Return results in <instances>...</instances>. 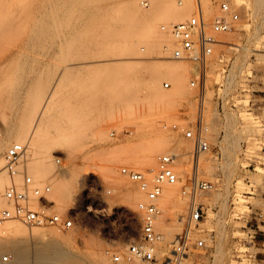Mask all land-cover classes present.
Masks as SVG:
<instances>
[{
  "label": "rangeland",
  "instance_id": "obj_1",
  "mask_svg": "<svg viewBox=\"0 0 264 264\" xmlns=\"http://www.w3.org/2000/svg\"><path fill=\"white\" fill-rule=\"evenodd\" d=\"M40 1L46 5L37 13L35 37L27 47L23 45L28 64L19 81L22 90H3L4 94L0 91L3 96L5 92L9 94L3 98L0 95V139L8 138L21 126L22 143L34 141L33 137L38 141L56 140L51 148L52 163L44 165L45 175L37 180L51 182L55 211L65 215L73 209L76 220L70 228L46 224L45 227L53 226V236L46 229V233L40 231L22 238L31 262L35 248L44 247L53 238L70 235L68 248L82 264H161L173 238L185 231L189 206L195 202L202 205L203 218L189 234L190 263L264 264V0H229L239 12V19L232 30L218 34L221 43L215 45L209 63L202 100L209 149L198 157L192 154L191 140L170 127L196 115L197 90L189 86L195 64L171 62L175 63L180 80L176 84L166 74L147 89L142 84L134 89L129 85L131 67L135 66L137 76L145 80L148 71L168 63L164 61L170 60L166 57L173 37L160 25L175 23L172 16L185 3L172 1L167 5L166 0V7L149 0L144 7L140 0ZM47 4H54L55 8ZM204 7L209 19L218 12L213 0H204ZM188 8L192 10L193 4ZM121 30L123 36L114 35ZM158 44L161 49L156 47ZM115 63L130 64L131 70L122 71L119 87L109 90V78L103 68ZM46 75L53 78L49 79L53 83ZM165 80L171 82L170 88L162 86ZM35 81L39 90H25ZM51 86L54 90L43 89ZM12 97H18L14 106L11 103L14 109L10 108V101H4ZM243 109L249 113L247 121L240 117ZM112 131L115 135H111ZM158 144L155 159L147 165L144 158ZM8 146L1 151L0 166ZM28 150L30 153L31 148ZM167 153L175 154L172 168L177 179L174 184H164V188L172 186L179 193L174 201L164 202L162 194L156 201L159 214L155 227L161 234L156 260L116 261L114 255L124 252L140 235L137 204L146 199L144 191L122 175L120 168L126 166L151 176L158 158ZM105 156L115 160L116 174L112 177H105L102 172L100 164ZM68 168L86 174V183L80 190L64 191L57 184L65 181ZM193 171L198 180L211 187L195 192L190 180ZM119 181L131 182L141 197L131 204L121 199L106 202L107 196H114ZM182 197L187 212L177 220L173 209ZM2 205L0 208L5 206ZM18 222L27 229L32 227ZM198 240L204 244L197 246ZM6 244L0 246V252L10 250L13 258L14 251Z\"/></svg>",
  "mask_w": 264,
  "mask_h": 264
},
{
  "label": "built area",
  "instance_id": "obj_2",
  "mask_svg": "<svg viewBox=\"0 0 264 264\" xmlns=\"http://www.w3.org/2000/svg\"><path fill=\"white\" fill-rule=\"evenodd\" d=\"M191 14L177 23L161 24L160 29L170 31L173 41L172 48L166 58L175 61H188L195 64V75L189 79V86L197 90L198 106L196 115L184 123H173L170 127L180 131L184 138L193 144L192 154L198 157L200 153L209 149L207 140L208 127L205 123L202 107L204 91L206 90V77L209 62L214 47L220 44L217 34L232 30L239 19V12L231 7L229 0H213L218 12L209 19L206 16L204 0H192ZM144 7L149 0H140ZM164 88H170L171 82L165 80ZM167 127L166 124L163 125ZM115 135V131L111 132ZM28 150L27 145L21 142H12L3 152V164L0 167V177L7 175V179L0 182V200L8 203L0 209V223L7 220H18L28 226L43 224H59L63 228H70L75 223V212L70 209L65 215L55 211V203L51 198V182L42 183L28 172L26 168ZM174 154L167 153L158 158V166L151 176L126 166L120 168V173L127 176L144 191L146 199L137 204L140 212V235L138 239L127 245L124 252L114 255V260L131 261L142 259L156 260V249L161 234L156 230L155 222L159 214L157 199L164 184H174L176 173L172 168ZM197 160V159H196ZM59 161V159H57ZM197 162V161H196ZM190 180L194 190L204 191L211 187L208 182L198 180L196 172L191 173ZM203 218L201 204L189 206L187 227L181 234H177L171 241V247L163 257L161 264H192L189 250V234ZM203 245V240L196 242ZM12 254L9 251L0 252V264H11Z\"/></svg>",
  "mask_w": 264,
  "mask_h": 264
},
{
  "label": "bare ground",
  "instance_id": "obj_3",
  "mask_svg": "<svg viewBox=\"0 0 264 264\" xmlns=\"http://www.w3.org/2000/svg\"><path fill=\"white\" fill-rule=\"evenodd\" d=\"M48 1H50V0H48ZM156 1L161 2L160 4L164 3L166 6V0H160V1L156 0ZM156 1H155V4H156ZM162 1H165V2H162ZM172 1H176L179 5L185 3V7L183 9H180L181 11H176L173 14L172 21L177 23L181 18L189 16L191 14L192 10H191V8H188V7L191 6L192 0H168L167 5L171 4ZM44 3L45 2H43V1L41 2L40 0H0V91L2 90L3 94H4L3 90H6V91L8 90L9 92H10V90H16V91L22 90L21 87L19 86V81H20V78L22 77L21 75L24 74L23 71L25 70L26 64H28V63H26V58H25L27 56V54H26V52H24L23 48L25 45H27V44L29 45L30 43H28V41L31 42V40L35 37L36 28L38 25L37 24L38 23L37 13L40 10L41 6L44 7V5H46V3L45 4ZM51 3H53V1ZM53 5L51 4V6H53ZM48 6H50V5H48ZM54 8H55V5H54ZM50 10H51V8H49V12L52 15L53 13ZM163 24H166V23L163 22ZM147 25H148V27L151 26L150 24H147ZM129 27H126V29L130 30ZM122 30L119 32H115L114 35L123 36L124 34L122 32H124V31H122ZM167 33H168V31H167ZM217 37H218V34H217ZM171 40H172V38H171ZM156 41L158 42V40H155V43L157 44ZM168 42H169V40H168ZM168 44H170V43H168ZM170 45L172 46V44H170ZM170 45H167V46H170ZM167 46L165 48H168ZM25 47H27V46H25ZM156 47L160 48V44H158V46H156ZM169 48H172V47H169ZM168 50H170V49H168ZM173 61L174 60H171V59L166 60V61H164V62H168V63H166V65L164 63L160 66L158 65L159 67L157 66V68H155V70L153 68V70L151 72L147 70L148 73H147L145 80H143V78L142 79L139 78V75L137 76L136 71L134 69L135 66L131 67L132 70L130 69V67H129L130 64H123V65L118 64V63L110 64V65H107L106 67H104L103 71L107 73V76L109 78V82H108L109 90L110 89L114 90V89L119 87L118 85H119V80L122 78L121 77L122 71H128L129 69L132 71V73L130 74V81H129L130 89H134L139 84L146 86L145 88L147 89V88H150V86L152 84H154L155 82H158L159 80L162 79V77L164 78L167 75H170L167 77H169L171 79V81H173V84H176V83H178V81H180V80H178L179 77H178V74L176 72L177 69L175 68V65H174L175 63L174 64L171 63ZM41 73H44V72H41ZM48 73L49 72H47L46 74L48 75ZM43 75L41 77H43ZM47 75H46V77L48 80L50 78H52V77H48ZM41 79L39 78V80H40L39 82H41ZM31 80H34V79L31 78ZM31 80H30V82L32 83ZM35 82L33 83V85L31 83H29L31 85L26 87L25 90L36 89L38 87L37 84H39V83H37L38 80L36 83ZM51 82L53 83V81H50V83ZM206 84H207V82H206ZM35 85H36V87H35ZM47 85H49V82H48V84H46V86ZM39 86H42V85H39ZM43 86H44V83H43ZM46 86H44V87H46ZM54 86H56V84ZM19 87H20V89H19ZM54 88L51 86L50 88L47 87V88H43V89L54 90ZM83 90H87V89L84 88ZM206 90H207V86H206ZM16 91H13V93L14 92L17 93ZM2 93L0 92V95ZM5 93H6L5 96L9 95L7 92H5ZM14 95L17 96L16 94H14ZM1 96H2V98L5 97L3 95H1ZM172 96L173 95H171V97ZM17 98L18 97H12V98H9L10 100L7 98H4L5 99L4 101L5 102L10 101L9 102V104L11 105L10 108H13L12 104L14 106L15 103H17ZM203 98H205V97H203ZM0 101H2V100H0ZM4 101L2 102L3 104L5 103ZM203 103H205V102L202 101V104L199 106V108L202 107V111H203ZM31 109H33V107ZM23 114H22V116H23ZM203 114H205V113H203ZM248 115H249V113H246L245 109H243V112L240 114V117L243 121H245V120L247 121L248 119H250V118H248ZM20 124H22V123H20ZM261 135L264 136L263 134H261ZM33 138H34V141L31 140L30 142H28V144H26L27 150L31 148V152H30L31 154L29 153L30 150H28L26 168H27L28 172L34 177V179L37 180V178L40 177L41 175H43L45 172L44 165L46 163L48 164L49 162H51L50 160H53L52 159L53 155L51 154V152H52L51 148L53 149V147H55L57 142H56V140H54V138L44 139V141H38L35 137H33ZM13 141L21 142V143L23 142V132L21 130V126H18L15 129L14 134L12 133V135H11V133H10V136L8 138H5V137L2 138V136H1L0 154H1V151L3 150V148L7 144L10 145ZM159 148H160V144L155 145L149 151V153L147 154V157L144 158L143 162L145 161L147 163V165H148V163H152L153 160L155 159L156 152ZM198 159L196 160L197 162H198ZM197 162H196V164H197ZM0 163H1V158H0ZM100 166H101L102 172H103L105 177H112L116 174V172H115V170H116L115 160L111 159V157L105 156L104 162H103V164H100ZM69 168L67 169V170H69V173H68V171H66L68 174L64 175L66 178L65 181H62L61 184L59 183L60 181H58L57 184H59L60 187L63 188L64 191L65 190L69 191L71 189L72 190L73 189L80 190L85 185L87 176H86V174L82 175L81 170H76L77 166H76V169L70 170ZM50 173H49V175H50ZM49 175H47V176H49ZM6 176L2 175L0 177V182H3L5 179H7ZM47 176H46V179H47ZM52 179H54V178L52 177ZM47 180L50 181V179H47ZM118 180H120V179H118ZM116 184H117V182H116ZM116 184H115L116 188H115L114 196L112 194H110L112 196H110V195L107 196V198L105 199L106 202L111 204V203H115L116 200L121 199L125 202L128 201L127 204H129L131 201L137 200L141 197L140 190H138V189L136 190L135 189L136 187H133L131 182L127 183V184L124 182V184H123L121 181H119L118 184L117 185ZM59 185H58V187H59ZM121 187H124L125 191H122V190L120 191ZM73 192H74V190H73ZM55 193H58V192H55ZM70 193H68V194H70ZM177 193H179V191ZM177 193H176L175 187H172V186L169 187L168 186L167 188L166 187L164 188V186H163L161 196H162L164 202H169V201L175 200L174 197L176 196L175 194H177ZM62 194L64 195L65 193H62ZM66 195H67V193H66ZM66 195H64V196H66ZM180 195H182V194L180 193ZM66 197H69V196H66ZM59 198L61 200V196ZM183 198L184 197H182V199ZM179 199H181V197ZM60 200H58V201H60ZM184 200L185 199H183L181 201H177V204L175 205V208L173 209V213L175 215L174 219L181 220L185 216V212H187V204H186V206H184L185 205ZM67 201L65 203H67ZM62 202L64 203L63 200H62ZM2 203L5 206L8 205V203H6L5 201L0 200V205ZM75 205H77V204H75ZM194 205H195V202H194ZM63 206H65V205H63ZM66 206H67V204H66ZM45 226H47V225L46 224L35 225V226H32L30 229H27V227H25L22 223L15 221V220H7V221L0 223V246L2 248V245H5L6 243L9 244L10 246H8V247L11 250H13L14 254H15V256L11 260V264H79V262H80V264H82L81 261H78L79 259L77 258V256L72 254L70 249L68 248V244H69L68 241H69V239H71V238H69L70 235L69 236L67 235V237L63 236L61 238H53V239L49 240L44 247L35 248L33 251V254L31 255L33 257V260L31 262L30 259H32V258L30 257V253L26 249L24 240H21V239L24 237H27L29 235L35 236V235L39 234L40 231H42L44 233L49 232L50 235L53 236V232H54V230H53L54 228H52L53 226L52 227H49V226L45 227ZM46 229H48V230L46 231ZM7 244H6V246H7ZM4 248H6V247H4ZM189 248H190V245H189ZM98 250L101 251L102 249L100 248ZM5 251H10V250L5 249ZM98 253H99V251H98ZM100 253H99V256H100ZM95 258H97V257L95 256Z\"/></svg>",
  "mask_w": 264,
  "mask_h": 264
}]
</instances>
